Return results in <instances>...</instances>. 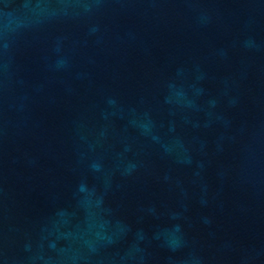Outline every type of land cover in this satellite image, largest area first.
<instances>
[{"label": "water", "instance_id": "water-1", "mask_svg": "<svg viewBox=\"0 0 264 264\" xmlns=\"http://www.w3.org/2000/svg\"><path fill=\"white\" fill-rule=\"evenodd\" d=\"M0 264H264V0H0Z\"/></svg>", "mask_w": 264, "mask_h": 264}]
</instances>
